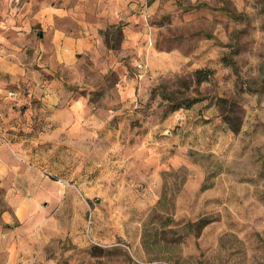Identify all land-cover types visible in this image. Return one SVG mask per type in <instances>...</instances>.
<instances>
[{
	"label": "rangeland",
	"instance_id": "374dc122",
	"mask_svg": "<svg viewBox=\"0 0 264 264\" xmlns=\"http://www.w3.org/2000/svg\"><path fill=\"white\" fill-rule=\"evenodd\" d=\"M103 1L96 47L53 73L29 0H0V146L22 173L0 160V227L32 237L0 264H264V0ZM55 77L83 106H47Z\"/></svg>",
	"mask_w": 264,
	"mask_h": 264
},
{
	"label": "crops",
	"instance_id": "0c3cea01",
	"mask_svg": "<svg viewBox=\"0 0 264 264\" xmlns=\"http://www.w3.org/2000/svg\"><path fill=\"white\" fill-rule=\"evenodd\" d=\"M33 1L36 2L35 5H33ZM30 7L34 8L32 19L34 20L35 18V20L41 22L43 25L42 31L39 32L41 35L40 38L51 42L49 53H47L49 46L44 52V55L47 56V60L40 63V65L43 66L45 70L53 73L61 70L62 66L72 65L77 61V56L88 53L96 47V41L101 37L99 23H101V19L103 20V18L107 16V14L105 16V13H102V10L107 7L103 0H29L27 8ZM15 8L21 9V12H18V10L15 11V24H19L24 18L29 17L24 12V7L20 8L15 4ZM18 28L21 27L18 26L15 28V38L17 39L22 35L21 32L17 31ZM34 63L33 61V64ZM15 74L18 76L20 75L21 78L23 71L15 67ZM28 86L29 85H27V87ZM0 90L4 91L2 88H0ZM43 91H45V102L50 109H54L55 104L58 102L63 105L73 102L75 108L83 106L82 101L76 96L72 97V92L69 93L67 91L58 77L46 82L45 90ZM33 94L34 93L31 95ZM15 95L20 102H23V98L18 96L16 90L14 96ZM33 97L35 96L33 95ZM7 99L9 100L6 101ZM10 102L15 105V97L4 98L3 93H0V115H4L5 108ZM13 111L15 112V109H13ZM64 111L68 113V115H63ZM63 112L60 115L63 120L59 132L71 133L69 129L70 124L67 120H81L84 118V115L77 110L63 109ZM51 118L57 119V115L51 114ZM72 135L70 134L68 136ZM12 145L14 149L15 143ZM2 146L3 145L0 146V160L4 168L3 171L7 173L12 171L15 173V176L22 174L19 171L21 166L20 163L15 161V164H8L10 160L6 153L7 149ZM15 195L23 194L18 192L15 193ZM2 219L5 222L4 224H10L13 217H11L10 214L7 216V212H5ZM6 226L10 227V225ZM21 232V229L13 230L9 228V230H5L3 227H0V248L4 247L3 242L7 241V248L10 250L7 254V263H15L17 248H24L28 240L32 239L29 233L26 238H24V236H19Z\"/></svg>",
	"mask_w": 264,
	"mask_h": 264
},
{
	"label": "built area",
	"instance_id": "2783aa9c",
	"mask_svg": "<svg viewBox=\"0 0 264 264\" xmlns=\"http://www.w3.org/2000/svg\"><path fill=\"white\" fill-rule=\"evenodd\" d=\"M145 65H146L145 62H142V61H141V62H139V63L137 64V67H138L139 70H142V69H144Z\"/></svg>",
	"mask_w": 264,
	"mask_h": 264
},
{
	"label": "trees",
	"instance_id": "16d2710c",
	"mask_svg": "<svg viewBox=\"0 0 264 264\" xmlns=\"http://www.w3.org/2000/svg\"><path fill=\"white\" fill-rule=\"evenodd\" d=\"M198 73V75L200 76L201 74H204V72H201V71H199V72H197Z\"/></svg>",
	"mask_w": 264,
	"mask_h": 264
}]
</instances>
